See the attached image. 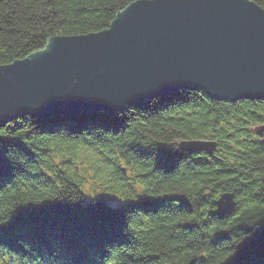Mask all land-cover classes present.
Here are the masks:
<instances>
[{
    "label": "trees",
    "instance_id": "1",
    "mask_svg": "<svg viewBox=\"0 0 264 264\" xmlns=\"http://www.w3.org/2000/svg\"><path fill=\"white\" fill-rule=\"evenodd\" d=\"M135 1L0 0V65ZM263 125L264 99L193 88L0 124V264H264ZM194 138L217 140L215 155L177 147Z\"/></svg>",
    "mask_w": 264,
    "mask_h": 264
},
{
    "label": "water",
    "instance_id": "2",
    "mask_svg": "<svg viewBox=\"0 0 264 264\" xmlns=\"http://www.w3.org/2000/svg\"><path fill=\"white\" fill-rule=\"evenodd\" d=\"M220 100L264 99V9L251 0H137L106 29L58 35L0 65V124L85 109L109 114L177 90ZM264 134V125L259 129ZM218 143L185 139L181 151L214 156ZM237 207L235 193L216 201Z\"/></svg>",
    "mask_w": 264,
    "mask_h": 264
},
{
    "label": "snow or ice",
    "instance_id": "3",
    "mask_svg": "<svg viewBox=\"0 0 264 264\" xmlns=\"http://www.w3.org/2000/svg\"><path fill=\"white\" fill-rule=\"evenodd\" d=\"M5 226H7L6 224H0V228H4Z\"/></svg>",
    "mask_w": 264,
    "mask_h": 264
},
{
    "label": "bare ground",
    "instance_id": "4",
    "mask_svg": "<svg viewBox=\"0 0 264 264\" xmlns=\"http://www.w3.org/2000/svg\"><path fill=\"white\" fill-rule=\"evenodd\" d=\"M49 41H50V40H49ZM195 139H197V138H195ZM199 139H201V138H199ZM225 192H231V191H224L223 193H225ZM223 193H221L220 196H221Z\"/></svg>",
    "mask_w": 264,
    "mask_h": 264
}]
</instances>
